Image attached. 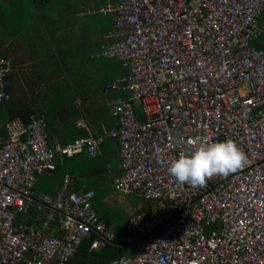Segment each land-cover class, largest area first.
<instances>
[{
	"label": "built area",
	"instance_id": "built-area-1",
	"mask_svg": "<svg viewBox=\"0 0 264 264\" xmlns=\"http://www.w3.org/2000/svg\"><path fill=\"white\" fill-rule=\"evenodd\" d=\"M99 11L112 24L95 56L122 63L125 72L108 87L128 96L117 98L113 128L100 132L81 120L88 133L57 148L43 114L6 121L0 264H67L85 241L90 250L133 247L109 264H264V47L253 44L264 0H115ZM12 71L0 53V105L11 99ZM105 138L119 144L114 188L151 207L131 210L117 233L94 207L95 190L75 192L66 173L52 203L54 233L17 218L58 155L96 157ZM203 138L236 140L247 163L202 187L178 184L160 160L194 151L191 141Z\"/></svg>",
	"mask_w": 264,
	"mask_h": 264
},
{
	"label": "crops",
	"instance_id": "crops-1",
	"mask_svg": "<svg viewBox=\"0 0 264 264\" xmlns=\"http://www.w3.org/2000/svg\"><path fill=\"white\" fill-rule=\"evenodd\" d=\"M4 4L11 5V9H6ZM27 10L22 0L0 2V53L13 60V71L6 85L11 99L5 102L8 103L7 107L4 106L5 103L0 105V131L5 132V123L13 114L19 118L27 117L30 109L35 112L30 117L37 113L46 117L48 144L53 148L86 135L88 130L80 126L81 120H85L89 128L100 132L113 128L115 118L112 112L118 97L110 100L109 93L118 92L109 88L108 84L121 74L106 81L100 88L78 92V85H74L78 93L75 94L72 104L63 100L61 93L49 94L50 85L62 78L63 74L58 63L50 59V54L54 55L55 51L44 28H50L52 23L43 22V25H38V21L32 19ZM35 34L41 37L33 39ZM102 34L98 37L97 50ZM259 38L260 35L253 44L264 47V36L261 41ZM41 41L43 46L39 49L38 45H33ZM59 43H62V38ZM41 48L43 52H40ZM95 53L93 58L101 59ZM120 93L121 97L128 96V92ZM137 110L140 111V108ZM3 111H7L9 115L4 116ZM120 165L119 144L112 138H105L101 144V152L96 157H88L84 153L72 157L58 155L56 169L38 175L37 195L32 202L27 203L22 214H17V218L35 223L44 233H54L58 227L59 215L52 213L45 205H52L56 193L62 188L64 175L72 173L74 181L71 189L79 193L95 190L92 198L94 207L110 228L122 233L131 210L149 208L153 204L143 207L141 196L115 191L114 179L121 174ZM98 192L101 193L100 196Z\"/></svg>",
	"mask_w": 264,
	"mask_h": 264
},
{
	"label": "rangeland",
	"instance_id": "rangeland-1",
	"mask_svg": "<svg viewBox=\"0 0 264 264\" xmlns=\"http://www.w3.org/2000/svg\"><path fill=\"white\" fill-rule=\"evenodd\" d=\"M110 1L115 0H43V4L39 0H22L31 18L38 21V25H43V22L52 23L51 29L44 28L55 51L54 55L50 54V59L58 63L63 74L62 78L50 85L49 94L61 93L62 99L72 104L78 92L100 88L106 81L124 72L122 63L115 58H93L97 50L98 37L112 23L110 15L103 14L99 9ZM5 8L10 10L11 5H6ZM260 25L259 41L264 36L262 31L264 12L260 18ZM40 29L43 30V27ZM34 36L33 39L41 37L36 34ZM60 38L62 43H59ZM33 45H38L39 49L43 46V41ZM40 52H43V48ZM74 85H78V92ZM119 96H122V93H109L110 100ZM4 106L7 107L8 103ZM3 114L9 115L7 111H3ZM100 195L98 192V196ZM140 200L143 207L152 203L144 198ZM132 250L133 247L129 246L125 253H131Z\"/></svg>",
	"mask_w": 264,
	"mask_h": 264
},
{
	"label": "clouds",
	"instance_id": "clouds-1",
	"mask_svg": "<svg viewBox=\"0 0 264 264\" xmlns=\"http://www.w3.org/2000/svg\"><path fill=\"white\" fill-rule=\"evenodd\" d=\"M191 143L195 146L194 151L181 152L178 158L171 161L160 160V163L168 165L167 171L180 185L202 187L213 176L236 172L248 160L247 154L232 138L224 141L194 139Z\"/></svg>",
	"mask_w": 264,
	"mask_h": 264
},
{
	"label": "trees",
	"instance_id": "trees-1",
	"mask_svg": "<svg viewBox=\"0 0 264 264\" xmlns=\"http://www.w3.org/2000/svg\"><path fill=\"white\" fill-rule=\"evenodd\" d=\"M11 75V74H10ZM10 77V76H9ZM140 115L143 118L141 111ZM35 112L34 110L28 111V116H21L20 118L23 119L25 122H28L32 117L40 115L39 113L33 115ZM19 117L16 114L10 118ZM4 131H0L3 133ZM126 248L117 246V245H109L105 248L100 250H90V244L88 241H85L78 249V251L71 257L67 264H109L110 261L119 258L123 253H125Z\"/></svg>",
	"mask_w": 264,
	"mask_h": 264
},
{
	"label": "water",
	"instance_id": "water-1",
	"mask_svg": "<svg viewBox=\"0 0 264 264\" xmlns=\"http://www.w3.org/2000/svg\"><path fill=\"white\" fill-rule=\"evenodd\" d=\"M50 172V171H49ZM45 207H48L51 209L52 213H57V210L51 205V204H46Z\"/></svg>",
	"mask_w": 264,
	"mask_h": 264
},
{
	"label": "flooded vegetation",
	"instance_id": "flooded-vegetation-1",
	"mask_svg": "<svg viewBox=\"0 0 264 264\" xmlns=\"http://www.w3.org/2000/svg\"><path fill=\"white\" fill-rule=\"evenodd\" d=\"M39 1H40V3H41L43 0H42V1H41V0H39ZM6 85H7V84H6Z\"/></svg>",
	"mask_w": 264,
	"mask_h": 264
}]
</instances>
